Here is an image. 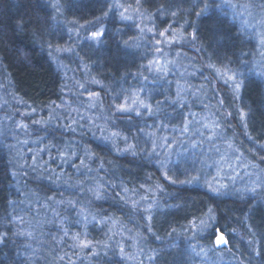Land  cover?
<instances>
[{"label": "trees", "instance_id": "trees-1", "mask_svg": "<svg viewBox=\"0 0 264 264\" xmlns=\"http://www.w3.org/2000/svg\"><path fill=\"white\" fill-rule=\"evenodd\" d=\"M231 2L0 0V85L8 87L14 97L6 98L0 89V98L6 102L0 106V264H68L74 254L63 245L71 228L83 224L80 219L73 223L75 209L87 216L89 211L97 218H114L138 234L137 240L149 253V264H206L205 251L208 257L220 255L215 264H264V203L257 192L212 193L200 184V178L193 183L182 174L189 169L187 164L171 177L173 181L167 182L162 175L151 153L152 129L159 118L176 113V106L166 104L151 118L143 108L140 116L136 109L118 114L112 108L143 88H148L143 96L155 90L151 97L160 98L162 92L150 87L151 81L160 80L151 70L156 41H162L163 47L170 43L179 54L192 53L187 51L192 44L203 67L241 72L238 97L221 79L215 80L216 92L222 108L231 112L227 135L232 147L257 171L260 167L264 176V70L260 63L264 48L258 44L254 24L248 22L253 28H246L239 20L240 11L227 7ZM55 3L61 5L59 11L53 8ZM123 9L130 18H122ZM95 31L104 34L92 39ZM194 31L195 40H189ZM179 37L188 40V46L176 42ZM78 80L83 82V92L73 84ZM85 92L96 95L106 108L97 116L104 123L89 111L94 101L82 96ZM74 97L85 99V104L73 102ZM213 98L210 107L215 109L218 95ZM71 109L73 116L65 119ZM27 110L36 117L40 111V116L52 111L53 119L49 118L50 125L39 123L40 130L12 134V123L33 118ZM61 119L74 128L61 132L54 125ZM112 134L118 142L111 139ZM25 137L23 143L28 144L17 141ZM32 142L55 158L56 168L66 165L64 186H59L58 173L54 178L43 169L28 177L23 165L29 155L24 150ZM65 142L72 146L58 160L61 164H56L57 151ZM70 164L80 174L73 176ZM47 201L56 206L45 211ZM55 209L62 224L51 212ZM209 214V226L201 229V220L208 221ZM89 229L99 241L105 240L93 226ZM120 230L125 227L99 245L87 264H139L130 255L124 256L125 249L119 250ZM220 234L226 237L224 246L232 251L231 256L213 247Z\"/></svg>", "mask_w": 264, "mask_h": 264}, {"label": "rangeland", "instance_id": "rangeland-1", "mask_svg": "<svg viewBox=\"0 0 264 264\" xmlns=\"http://www.w3.org/2000/svg\"><path fill=\"white\" fill-rule=\"evenodd\" d=\"M231 1V4L226 3L228 5L227 7H234L240 11V15H238L239 20H241L240 22H242L246 28H253V25H249L248 22L254 24L253 30L258 44L260 43L264 48V0H238L239 3L237 4H235L236 2L234 0ZM121 13L124 19L130 18V14L126 13V10L123 9ZM146 30L150 32L148 26ZM181 38L182 37H179L175 41L178 43H185V46H188L189 41H184ZM189 40H192V38ZM155 44V47H157L155 48V50L157 49V55L155 54L156 56L153 58L151 70L160 78L159 82H157V84H160V88L154 83L155 81H151V85L153 86L150 87H156V90L162 92L160 98L156 101L155 99L159 95L154 98L151 97L155 90L152 91L150 95L146 97L143 96L142 94H146L148 91V88H143V90L135 91L136 93H133L123 104H125L129 110L136 109L137 111V109L140 110L143 108L147 114L149 113L145 110L143 104L150 105L152 115L156 113V110L166 104L176 106V113L172 111L170 115L164 116L163 119L159 118L156 121L157 126L154 125V129H152L154 132V134H152L154 142L151 143L153 147L151 153L156 157L160 166L163 163V167L161 166V173L164 178H166V181L173 180L168 179L164 175L165 172L168 173V176L173 177L174 175H178V170H181L183 164H187V168L189 169L182 174L187 177L190 176V181H192V179L194 180L193 183H196L195 181H198L197 178H200V184L206 186L210 192L219 194L237 193L244 195L252 193L253 191H251V189L256 188V192L259 195L258 200L264 203V191H260V188L264 187L262 169L259 167V171H257L258 169L256 170L237 149L232 147L229 135H227V132L230 131L229 128L231 129V112L228 109L222 108L221 97L216 92L215 80L221 79L233 89L234 93L236 92V96L238 97L237 92L239 90L237 91L236 84H239L241 87V72L235 71L231 73L226 69H221L222 71H220L216 67H203L198 59L200 55L196 47L192 44H190L187 49V51L192 50V53L187 52L184 54H179L177 50L172 49L170 43L163 47L162 41L158 40ZM260 63L264 70V59ZM253 66L255 67V65ZM261 74L264 77L262 72ZM196 77H201V81H198ZM162 79L165 81L162 82ZM73 84L76 85V88L81 92L85 90L82 81H74ZM0 87L1 92L6 98H14L8 87H4V89L3 85H0ZM86 93L87 92L82 93V96L94 101L89 111L93 112V117L97 120L98 112L103 113L106 111V108H104L103 104L97 102L96 95H88ZM215 94L218 95V98L217 106L214 104V109L210 107V104ZM71 100L83 104L86 102L85 99L76 97ZM141 101L143 104L140 103ZM165 101H167V103H165ZM2 103L6 102L0 98V106ZM196 106H201V108H196ZM112 108L117 111L118 106H113ZM73 111L74 110L71 109L64 118L68 119L73 116ZM42 112L43 111H40L39 117H36L31 110H27L26 114H31L33 118L12 123L10 126L12 134L22 133L26 135L27 133L29 134L32 128L33 130H40L39 123L42 125H50L49 118L53 119V112L45 110V115L40 116ZM173 117L175 120L172 122ZM61 120L62 121L54 123L55 126L61 129V132L74 128L70 121L64 123L63 119ZM228 120L229 123L226 122ZM97 121L104 123V120ZM99 128H101V124L98 129ZM111 139L116 142L119 141V138L115 137L114 134H112ZM66 140L71 139L67 138ZM17 141L25 145L28 144L23 143L26 141V137L17 139ZM12 146L17 147V144L13 143ZM71 146L72 144L65 142L62 148L57 151L58 158L56 161L62 156H65V152L68 151V147L70 148ZM263 150L264 147L261 151ZM24 154L26 156L29 155L26 165H23L26 170H29L27 174L28 177L32 176V174L38 170L43 169L48 171L49 175H53L54 178H56V173H58V178L61 180L58 179V181L61 182L59 186H64L67 180L65 176L66 165L63 168H56L54 165L55 162H52L55 158L48 156V153L42 151L39 146L37 147L35 142L26 146ZM42 154H44V157L37 159V156H42ZM179 161H181V163L178 164ZM56 164L61 163L58 161ZM69 168L73 170V176L80 174V171L72 164H70ZM258 182L260 186H258ZM53 206L56 205H52L47 201L44 207L45 211H49V208ZM51 212L58 224H62L63 220H60L61 218L56 209ZM90 213L91 212L88 211L87 216L84 210L75 209L74 211V217H77L74 219L73 223L77 224L80 219L83 224L80 227L73 226L71 228L66 243L63 245V247L66 248L68 252L73 253L74 256L78 253L76 257L73 256L68 261V264H87L88 261L90 262L96 254V248L101 244L108 243L110 239H113L120 226H124L125 231L120 230L119 237L121 241L118 239L116 241L119 250L123 251L125 249L126 251L123 253L124 256L127 257L130 255L138 261L139 264H149V253L147 249H144L143 243H140L139 239L137 240L138 234L129 232L127 226L119 223V221L114 218H97L95 215H89ZM48 214H50V212ZM89 226H93L97 233L101 232L102 235H105V240L103 242L99 241L97 234L90 231ZM63 230L64 224L62 226V232ZM30 237L29 240H31ZM62 241H64V238L61 239V242ZM213 247L216 249L220 247L219 253L226 251L228 256L232 255V253H230L232 251L226 249L227 247L224 245L217 246L214 243ZM206 252L207 251H205V253ZM205 253L202 255V258L206 264H215L217 261L215 258L217 256L220 257V255L213 256V254H210V257H208ZM232 260L233 258L229 259V261Z\"/></svg>", "mask_w": 264, "mask_h": 264}, {"label": "snow or ice", "instance_id": "snow-or-ice-1", "mask_svg": "<svg viewBox=\"0 0 264 264\" xmlns=\"http://www.w3.org/2000/svg\"><path fill=\"white\" fill-rule=\"evenodd\" d=\"M60 7H61V5H60L59 3H55V4H53V8H54L55 10H57V11H59ZM206 8H207V5H205V9H202L201 12L205 11ZM200 14H201V13H197V15H200ZM121 15H122V18H123V14H121ZM173 15H175V13H173ZM149 31H151V29H149ZM197 31H198V29H197ZM103 34H104V32H102V31H95V32H92V33H91V38H92V39H97V38L101 37ZM160 35H164V33L161 32ZM191 37H192L193 40H195V38H196L195 31L191 34ZM158 43H159V42H158ZM18 51H19V50H18ZM145 79H146V78H145ZM239 88H240V85H239V84H236V89H237V91L239 90ZM90 95H91V94H90ZM140 103L143 104L142 101H141ZM165 103H167V101H165ZM143 107H144L145 110L149 113V118H151V117H152V109H151V106H150V105L143 104ZM128 110H129V109H128V107H127L125 104H121V105H119L118 108H117V112H118V114H119V113H126ZM136 114H137V116H140V115H141V113H140V111H139L138 109H137V111H136ZM185 130H186V129H185ZM125 139H127V137H125ZM132 147H133L132 145H129V148H132ZM77 158H79V157H77ZM161 166L163 167V163L161 164ZM164 175H165L168 179H171V177L168 176V173H167V172H165ZM194 179H195V178H194ZM258 186H260V185H259V182H258ZM209 187H211V186H209ZM256 190H257L256 188H252V189H251V191H253V192H256ZM261 191H264V187H261ZM95 195H96V198H97V199L100 198V193H99V192H97ZM210 212H211V209L209 210V213H210ZM211 219H212V217H211V215L209 214V219H208V221L201 220V223H200L201 229H203V228H207V227L209 226V222L211 221ZM212 227H213V234L215 235V232H216L217 230L215 229V226H214V225H213ZM215 244H216L217 246L227 244V239H226V237H225L223 234L216 235V238H215ZM153 259H155V258H153Z\"/></svg>", "mask_w": 264, "mask_h": 264}]
</instances>
